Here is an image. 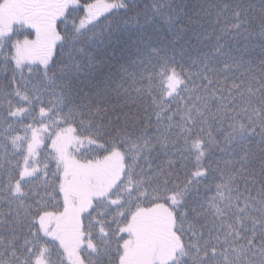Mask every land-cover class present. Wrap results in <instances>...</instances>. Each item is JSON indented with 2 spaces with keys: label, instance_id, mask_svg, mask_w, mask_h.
<instances>
[{
  "label": "snow or ice",
  "instance_id": "6c2138e0",
  "mask_svg": "<svg viewBox=\"0 0 264 264\" xmlns=\"http://www.w3.org/2000/svg\"><path fill=\"white\" fill-rule=\"evenodd\" d=\"M0 264H264V0H0Z\"/></svg>",
  "mask_w": 264,
  "mask_h": 264
}]
</instances>
